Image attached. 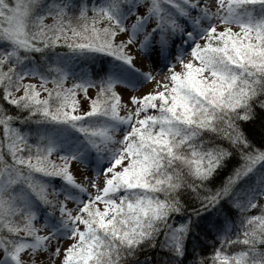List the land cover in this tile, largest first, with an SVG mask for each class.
<instances>
[{"label":"snow or ice","instance_id":"obj_1","mask_svg":"<svg viewBox=\"0 0 264 264\" xmlns=\"http://www.w3.org/2000/svg\"><path fill=\"white\" fill-rule=\"evenodd\" d=\"M0 264H264V0H0Z\"/></svg>","mask_w":264,"mask_h":264}]
</instances>
